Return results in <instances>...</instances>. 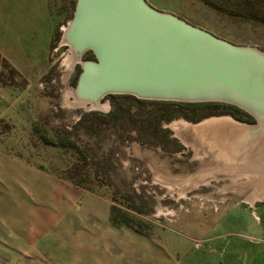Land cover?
Listing matches in <instances>:
<instances>
[{"label":"rangeland","instance_id":"rangeland-1","mask_svg":"<svg viewBox=\"0 0 264 264\" xmlns=\"http://www.w3.org/2000/svg\"><path fill=\"white\" fill-rule=\"evenodd\" d=\"M146 1L232 43L264 50V0ZM77 2L45 0L41 26L0 22V264H264V197L255 194L261 176L242 188L247 170H218L228 161L212 130L176 123L256 119L224 103L200 120H163L160 131L156 119L170 111L159 105L113 94L101 107L74 104L66 94L78 87L82 65L69 67L72 48L64 37ZM82 58L95 55L88 50ZM115 106L126 116L121 127L103 117L75 128L83 114H107ZM58 135H71L87 157L77 163ZM259 143L253 147L263 155L255 163L264 160ZM73 163L99 181L87 188L70 180Z\"/></svg>","mask_w":264,"mask_h":264},{"label":"water","instance_id":"water-1","mask_svg":"<svg viewBox=\"0 0 264 264\" xmlns=\"http://www.w3.org/2000/svg\"><path fill=\"white\" fill-rule=\"evenodd\" d=\"M70 33L81 57L95 55L78 77L84 98L224 102L264 129V51L257 47L220 38L146 0H78Z\"/></svg>","mask_w":264,"mask_h":264},{"label":"bare ground","instance_id":"bare-ground-1","mask_svg":"<svg viewBox=\"0 0 264 264\" xmlns=\"http://www.w3.org/2000/svg\"><path fill=\"white\" fill-rule=\"evenodd\" d=\"M71 26H72V21L69 23V26L65 27L64 41L70 43L72 48L71 53L67 58V62L68 65L70 63L69 67H73L76 63H80L81 65L84 66L86 63H88V61L84 60L81 57L80 55L81 53L79 49L80 46L79 44L73 41L72 35L70 33ZM66 96L67 98L68 96L74 97L73 103L77 105H87V106H92L94 108L101 107L103 105V102L101 101L102 97L99 98H97L98 96L95 97L97 98L96 101L89 100L88 98H84L80 94V90L78 87L75 88L71 87L70 89H68ZM176 123H181V125H183L185 129L187 126L192 127L191 130H194L193 128L201 129L206 127V131L212 130L214 132V135H212L213 136L212 139L215 137L217 139H220V141H222L224 139L223 135L224 137L229 139L231 142H227V140L226 141L223 140L224 142L228 143L227 146H224L223 142L218 143L217 139L215 140L216 142H214L216 143L217 147L218 144L221 145L219 152L222 154V157H224V159L228 161L227 164L225 165L226 167H224V165H220L218 169L216 166L215 167L213 165L212 166L214 167V169H218L220 171L222 169L225 172L226 170L228 172L230 171L245 172L247 170L246 173L249 174L250 180L244 181L242 184H240L239 186H241L242 188H246L247 186H250V184L255 180L254 177L261 176V181H259L255 185V189H256L255 194L264 197V164H262L264 160L262 162L255 163L256 160L259 161V158L262 157L261 156L262 152L261 151L257 152L258 150L256 151L254 149L255 147H253L256 141L257 143L260 142L259 144H264V129L260 128L258 124H247V123L239 122L231 116H213L211 118L204 119V121L199 123L197 127L186 125L187 123L192 124L186 121H178ZM175 124L173 125L175 126ZM176 125H177L176 127H178V124ZM224 130H227V134L224 133ZM216 145L214 146L216 147ZM254 151H256L259 155L256 154ZM238 160H241V162L238 164H234V162H237ZM186 184L187 183H184V185ZM184 185L182 186L184 187Z\"/></svg>","mask_w":264,"mask_h":264},{"label":"trees","instance_id":"trees-1","mask_svg":"<svg viewBox=\"0 0 264 264\" xmlns=\"http://www.w3.org/2000/svg\"><path fill=\"white\" fill-rule=\"evenodd\" d=\"M112 96L119 97V98L120 97L129 98L130 100L138 104L139 103H150L153 105H159V107L161 106L160 108L163 111H170V114L168 115L162 114L158 116V118L156 119L155 124L160 131H163L161 128H159L163 120H171L174 117H178L181 115L189 119H192V120H200L204 116H208V115L220 112L216 110L220 106L227 107V105H223L224 102H217V101L183 102V101H174V100L142 99V98H138L136 96L128 95V94H113ZM188 113H191V114H188ZM103 117L108 118L109 119L108 122H111V121L112 123L115 122L117 123V126L120 125L121 127L120 120H123L126 116H125V113H122V111L119 110L117 106L112 108L107 114H102V113H99L97 110H93L86 114H83L80 117V119L77 121L75 128L82 126L84 123L88 124L90 120H93V119L100 120V118H103ZM126 127L127 126L125 124V126H123V129ZM118 130H120V128H118ZM64 134H72V132L70 130H65ZM78 135L81 136V134H78ZM58 139L61 145L68 146L70 149H74V153L76 155L74 159L77 163L84 157L85 158L87 157L85 150L79 148L76 142L71 140L72 139L71 135H68L66 137L58 135ZM109 152H112L111 148H108L107 150L103 151L102 154H99L98 157L101 156L98 159L99 162H103L106 158V155ZM73 164H74L73 166L67 167V170H68L67 177L73 182H75L76 184L81 185L83 187L90 188L92 186L90 184H87L88 181H95V183L96 181L97 182L99 181V176H97V174H94L92 170L85 169L82 171L80 170V168H77V166L75 165L76 163H73Z\"/></svg>","mask_w":264,"mask_h":264},{"label":"crops","instance_id":"crops-1","mask_svg":"<svg viewBox=\"0 0 264 264\" xmlns=\"http://www.w3.org/2000/svg\"><path fill=\"white\" fill-rule=\"evenodd\" d=\"M45 0H0V22H28L31 26H41L45 12ZM14 26V25H13Z\"/></svg>","mask_w":264,"mask_h":264}]
</instances>
